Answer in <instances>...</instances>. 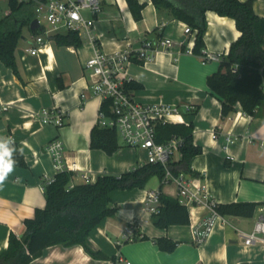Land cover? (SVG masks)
I'll return each instance as SVG.
<instances>
[{
  "label": "crops",
  "instance_id": "crops-1",
  "mask_svg": "<svg viewBox=\"0 0 264 264\" xmlns=\"http://www.w3.org/2000/svg\"><path fill=\"white\" fill-rule=\"evenodd\" d=\"M140 1L146 6L142 18L136 20L126 0H103V11L94 28L98 44L106 51L128 42L138 48L145 39L154 38L155 28L162 32V38L174 41L171 49L158 50L152 59L128 66L130 78L143 85L132 94L143 103L179 107L171 123L193 122L194 143L202 147V153L191 162L198 174L189 177L194 189L200 188L217 203L256 202V211L251 217L218 216L209 236L199 243L193 218L194 223L201 222L210 211L197 207L194 217L190 211V224L155 225L148 211V195L159 191L161 180L153 176L144 188L112 191L118 211L104 218L89 236L91 247L107 258L93 257L80 244H55L30 264H116L120 258L132 264H264V243L247 245L237 231L252 232L264 209V105L256 115L244 112L239 105L223 118L221 101L207 84L208 75L220 68L222 58L205 62L200 55L185 52L184 48H193L196 31L185 33L186 22L175 19L169 10L158 11L151 0ZM254 9L264 17V0H255ZM9 11L0 14V19ZM206 18L204 49L227 56L231 43L241 34L235 20L215 11H208ZM41 33L27 32L20 41L16 49L20 75L0 61V120L4 124L0 136L11 137L27 162L26 166L16 164L0 187V253L8 248L12 233L21 237L26 232L25 219L46 205L44 184L58 173L46 153L51 140L59 138L64 143L66 163L73 168L68 170L74 172L71 185L86 182L83 174L95 182L105 173L120 174L147 162L144 150L124 144L112 155L91 148V130L102 104L101 98L87 88L84 63L93 52L92 44L81 36L83 44L79 47L58 46L50 34L41 52L32 54L27 48ZM54 108L64 114L62 127L42 123L31 114ZM163 192L178 198L176 182H165ZM132 224L137 230L129 236L126 231ZM143 235L148 238L143 239ZM159 237L176 241L174 251L161 249L155 242Z\"/></svg>",
  "mask_w": 264,
  "mask_h": 264
},
{
  "label": "trees",
  "instance_id": "trees-1",
  "mask_svg": "<svg viewBox=\"0 0 264 264\" xmlns=\"http://www.w3.org/2000/svg\"><path fill=\"white\" fill-rule=\"evenodd\" d=\"M45 0H8L9 13L0 19V61L20 75L16 61V49L27 32L38 34L44 28L32 30L31 22L36 18L37 3ZM136 20L142 18L146 2L126 0ZM158 11L169 10L175 19L186 22L196 31L192 52L202 57L205 48L204 33L207 28L206 14L215 11L222 16L233 18L240 36L231 43L227 56L222 58L220 68L208 75L207 84L218 96L222 105V117L241 106L248 114L256 115L258 108L264 105V17L256 13L255 0H151ZM154 38H162L158 28L153 30ZM50 38L58 46L83 44L80 33L69 30L65 33L51 34ZM187 48H184V51ZM142 62V61H138ZM128 90H137L143 85L130 80L124 83ZM111 99L103 103L102 109L108 111ZM172 138H181L180 157L168 164L173 175L181 172L188 177L197 176L191 166L194 156L202 153V147L194 143V124L185 122L161 123L157 126V141L166 142ZM17 149L14 158L17 165L26 166L24 153L14 142ZM91 148L103 149L114 154L120 147L119 134L115 128L96 125L91 130ZM166 167L160 163L146 162L132 170L120 174H103L95 182L71 185L74 172H58L54 179L44 184L46 205L37 208L33 217L25 219L26 232L18 237L11 234L9 245L0 253V264H30L40 256L44 249L55 244L71 246L82 245L95 258H107L100 250L90 245L91 232L108 216L119 209L111 197L117 189L144 188L153 176L161 180L159 187L158 211L152 213V221L159 227L172 224L191 223L189 207L177 197L163 192L166 180ZM257 203L239 201L217 203L218 214L251 217ZM143 239L148 236L143 235ZM158 246L166 251H174L177 242L168 237L155 239Z\"/></svg>",
  "mask_w": 264,
  "mask_h": 264
},
{
  "label": "built area",
  "instance_id": "built-area-1",
  "mask_svg": "<svg viewBox=\"0 0 264 264\" xmlns=\"http://www.w3.org/2000/svg\"><path fill=\"white\" fill-rule=\"evenodd\" d=\"M36 18H38L43 33L36 36L34 45L27 48L32 54H38L43 49L46 36L60 32L61 30H76L81 36H86L92 44L93 52L86 59L84 67L88 79L87 88L92 95L98 96L102 104L98 114L97 123L104 127L115 128L123 143L132 148L142 149L147 154V162L160 163L166 167L167 182L173 180L178 186V198L189 207L192 217H194L197 207H203L210 211V216L201 222L192 221L193 231L199 243H203L211 233L217 217L215 206L216 200L200 188L194 189L190 185L189 177L181 172L173 175L168 167L171 161L178 160L180 154L181 138H172L166 142L157 141V126L161 123L169 122L180 112V108L165 103H143L138 101L128 90L124 83L130 81L128 66L136 61L146 62L153 58V53L158 50H169L173 47L174 41L167 38L145 39L140 47L133 48L128 42L126 46L106 51L101 48L96 40L94 28L96 20L103 11V0H45L37 3L35 8ZM88 11L89 15L85 12ZM192 31L189 25L185 28V33ZM188 47L185 52H192ZM202 59L205 62L223 58V54L218 52L212 54L205 49L202 50ZM264 88V87H263ZM83 94V97H87ZM111 99L109 110L102 109L103 103ZM7 106H3L6 110ZM32 116L42 123L62 125L64 114L57 109L40 110L31 112ZM231 139V138H228ZM46 153L49 154L58 172L73 169L65 160L64 143L61 139L55 138L46 146ZM86 182L90 181L87 174L82 175ZM51 180L47 181V183ZM148 211L153 213L158 211L159 191H153L148 195ZM262 215L255 225V229L248 233L237 230L238 235L245 244L250 245L256 242L264 243V209ZM191 217V216H190ZM137 227L131 225L127 228V234H135ZM116 264H132L130 260L120 258Z\"/></svg>",
  "mask_w": 264,
  "mask_h": 264
},
{
  "label": "clouds",
  "instance_id": "clouds-1",
  "mask_svg": "<svg viewBox=\"0 0 264 264\" xmlns=\"http://www.w3.org/2000/svg\"><path fill=\"white\" fill-rule=\"evenodd\" d=\"M16 151L11 137L0 136V187L15 170L17 161L14 156Z\"/></svg>",
  "mask_w": 264,
  "mask_h": 264
},
{
  "label": "rangeland",
  "instance_id": "rangeland-1",
  "mask_svg": "<svg viewBox=\"0 0 264 264\" xmlns=\"http://www.w3.org/2000/svg\"><path fill=\"white\" fill-rule=\"evenodd\" d=\"M8 10H9L8 0H2V1L0 2V14L3 15V12L8 11ZM85 13L89 14L88 11H86ZM61 31H66V30L63 29V30H61ZM62 126H63V125H60V127H62ZM119 143H120L121 145L124 144V143H123V139H122L121 136H119Z\"/></svg>",
  "mask_w": 264,
  "mask_h": 264
},
{
  "label": "water",
  "instance_id": "water-1",
  "mask_svg": "<svg viewBox=\"0 0 264 264\" xmlns=\"http://www.w3.org/2000/svg\"><path fill=\"white\" fill-rule=\"evenodd\" d=\"M30 27H31L32 30L40 29V28H41V24H40L38 18H35V19L31 22ZM3 127H4L3 121L0 120V129L3 128ZM241 264H245V263H241Z\"/></svg>",
  "mask_w": 264,
  "mask_h": 264
},
{
  "label": "bare ground",
  "instance_id": "bare-ground-1",
  "mask_svg": "<svg viewBox=\"0 0 264 264\" xmlns=\"http://www.w3.org/2000/svg\"><path fill=\"white\" fill-rule=\"evenodd\" d=\"M176 118H177V120H179V119H180V117H179V116H177ZM193 212H195V210H194V209H193Z\"/></svg>",
  "mask_w": 264,
  "mask_h": 264
}]
</instances>
